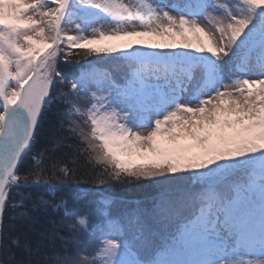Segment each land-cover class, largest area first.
<instances>
[{
    "label": "snow or ice",
    "instance_id": "6c2138e0",
    "mask_svg": "<svg viewBox=\"0 0 264 264\" xmlns=\"http://www.w3.org/2000/svg\"><path fill=\"white\" fill-rule=\"evenodd\" d=\"M57 101L75 155L21 172ZM80 157L96 189L159 185L158 245L143 211L73 199ZM0 264H264V0H0Z\"/></svg>",
    "mask_w": 264,
    "mask_h": 264
},
{
    "label": "trees",
    "instance_id": "16d2710c",
    "mask_svg": "<svg viewBox=\"0 0 264 264\" xmlns=\"http://www.w3.org/2000/svg\"><path fill=\"white\" fill-rule=\"evenodd\" d=\"M73 51H77L76 49ZM95 64L110 69L114 72L116 79H118V74L122 73L121 70L116 66L117 61H106L97 59V56L89 57ZM59 68L62 72L68 75H75L79 71V65L66 64L63 59L59 62ZM59 89L60 86L57 85ZM66 90V89H65ZM64 105L54 102L48 110L44 113L43 118L40 122L38 134L30 152L24 157L22 164L20 165V171L24 172L29 168L32 163V156L41 151L44 148H48L50 151L55 147V151L52 152L53 155L59 156L62 159H66L68 156L75 155V148L69 149L66 143L57 141V137L68 136L67 132L62 130L57 118V110L63 108ZM67 143L72 145H77L79 142L75 139H67ZM77 173L76 175L86 181L81 185L84 192L73 193V199L81 200H91L94 198H99V193L109 198L112 201V211L115 215H129L134 212L143 211L146 213L144 219L146 227L150 231V240L153 246L158 245L163 238L167 235L170 230L167 224L157 215L154 211L157 204L159 203L160 197V187L154 181L151 180H141L129 185H115L111 182L103 185L101 188L96 189L91 183L96 178V172L93 168L86 164L83 157L78 159L76 165ZM18 198V197H17ZM12 214L11 205L5 209L4 223L9 222L10 216ZM55 217L49 216L42 218V223L46 226H50L48 221L54 219ZM60 242L57 241V248H59ZM95 246V239L90 242V247ZM151 249H149L150 251Z\"/></svg>",
    "mask_w": 264,
    "mask_h": 264
},
{
    "label": "bare ground",
    "instance_id": "6f19581e",
    "mask_svg": "<svg viewBox=\"0 0 264 264\" xmlns=\"http://www.w3.org/2000/svg\"><path fill=\"white\" fill-rule=\"evenodd\" d=\"M225 59H227V58H225ZM231 71H232V66L224 69V73H225L226 76L230 75L231 74Z\"/></svg>",
    "mask_w": 264,
    "mask_h": 264
},
{
    "label": "rangeland",
    "instance_id": "374dc122",
    "mask_svg": "<svg viewBox=\"0 0 264 264\" xmlns=\"http://www.w3.org/2000/svg\"><path fill=\"white\" fill-rule=\"evenodd\" d=\"M171 0H168V2H170ZM78 51V50H77ZM101 59L102 61L103 60H106V61H110L111 59H106V58H104V59H102L100 56H97V59ZM245 258H251V257H245Z\"/></svg>",
    "mask_w": 264,
    "mask_h": 264
}]
</instances>
